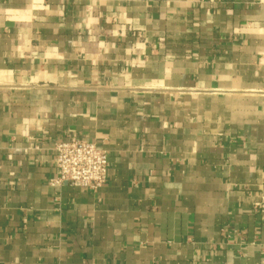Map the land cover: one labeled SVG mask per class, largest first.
<instances>
[{
  "label": "crops",
  "instance_id": "obj_1",
  "mask_svg": "<svg viewBox=\"0 0 264 264\" xmlns=\"http://www.w3.org/2000/svg\"><path fill=\"white\" fill-rule=\"evenodd\" d=\"M0 264H264V0H0Z\"/></svg>",
  "mask_w": 264,
  "mask_h": 264
},
{
  "label": "built area",
  "instance_id": "obj_2",
  "mask_svg": "<svg viewBox=\"0 0 264 264\" xmlns=\"http://www.w3.org/2000/svg\"><path fill=\"white\" fill-rule=\"evenodd\" d=\"M56 181L97 189L108 179L109 154L95 143L72 139L55 145Z\"/></svg>",
  "mask_w": 264,
  "mask_h": 264
}]
</instances>
